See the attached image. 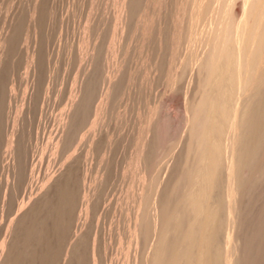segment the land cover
Segmentation results:
<instances>
[{
  "label": "bare ground",
  "instance_id": "bare-ground-1",
  "mask_svg": "<svg viewBox=\"0 0 264 264\" xmlns=\"http://www.w3.org/2000/svg\"><path fill=\"white\" fill-rule=\"evenodd\" d=\"M76 1L74 21L68 18L73 23L71 27L68 22L72 38L69 37V43L62 50L64 61L58 62L64 63L61 65L66 80H63L67 82L66 89L56 93L63 107L52 117L53 130L38 161H34L23 141L21 116L11 118L8 104L14 96L8 94L7 84L5 88L1 85L3 67L23 26L18 13L12 14L6 32L0 36V178L4 179L5 188L1 210L24 203L20 213L0 233V264H82L85 261L84 228L89 223L93 199L105 179L115 134L109 139V151L102 157L90 188L84 185L86 175L105 132L114 133L118 123L124 124L120 122L123 115L129 113L124 114L115 107L127 109L126 105L134 100V80L130 77L122 97L117 98L120 78L115 75L116 69L124 59L130 75L141 51L148 58L147 83H152L156 72H163L165 87L172 91L187 72L191 73L192 82L185 88L179 83L184 90L179 92L184 96L182 121L185 122L180 128L183 130L186 125L182 131L186 133L179 131L185 134L183 145L180 141L182 147H177L179 152L174 156L168 176L162 177L165 179L158 180L160 168L162 172L168 170L161 165L159 177L153 174L151 177L150 172L159 154L166 159L167 150L161 149L165 140L171 138L167 136L168 118L156 117L137 145L133 163L131 243L138 249L144 242L145 247L133 264H264V0H239L238 7H235L237 0H175L171 24L173 0H148L141 28L143 43L137 48H129L127 40L145 0H81L79 7H75ZM47 2L29 0L27 5L26 29L33 44L25 58L33 77L42 59L37 35L50 18ZM26 85L30 88L32 80H27ZM32 90H28V114L35 105ZM130 109L127 110L132 114ZM72 140L76 142L75 149L66 154L63 162L59 160L62 165L55 169L54 164L62 159V152L70 147ZM21 187L24 190L19 199ZM78 210H81L82 222L73 238L71 231L77 222ZM87 244V264H97L95 240ZM99 256L102 260L103 255Z\"/></svg>",
  "mask_w": 264,
  "mask_h": 264
},
{
  "label": "rangeland",
  "instance_id": "rangeland-1",
  "mask_svg": "<svg viewBox=\"0 0 264 264\" xmlns=\"http://www.w3.org/2000/svg\"><path fill=\"white\" fill-rule=\"evenodd\" d=\"M7 1L0 0V5L2 4L1 5L2 10L0 9V27H3V28H0V31H1L0 36H2L6 32L5 30H7V28H8V20L12 16L13 13L14 14L18 13V15H20V17L22 19L21 25L23 24V26L20 27V30L18 33L20 36H17V39H15L16 45L14 44V46H13L14 49L12 48L13 50L10 51V53L8 55L9 57H7L8 59H6V63L3 67L4 70L2 71V76H1V83L2 84L1 85H3V87H4L7 84V90H8L7 92H9L8 94H11L12 97L14 96L13 99L11 98V101L8 104V106L10 105V107H11L10 108L11 115H12L11 118H13L14 116H21L20 117L21 118L20 129L23 132V141H24V143H27V145H26L27 149L29 150L30 154H32L34 161H36V160L38 161L39 160L38 158H41L43 156L42 148L48 140L47 137L50 136V134H51L50 132H52V130H53V127H52L53 123H51V122H53L54 116H56L59 113V109H62V107H63V105H62L63 102H62V100H61V102H59V100H60V98L58 96L59 94H56V93L59 92L58 90H63V89L65 90L66 86H67V82H65L63 80L66 78L64 76V71H63L64 66H62V65H64V63L59 64L58 62L64 61L63 60L64 54H63L62 50H64L66 45L69 43L70 40H68V39L72 38V28H70L69 26H70V24L71 25L73 24L72 22L74 21V13H75L74 10L76 11L77 8H74L75 0H63V1L62 0H48V2H47L48 11L50 10L48 13H49L51 19L49 18L43 23L42 31L39 32L37 35V42H39L38 47L41 48V46H42V48H41V50H42V57L41 58L42 59H41L40 65H39L36 73L34 74L35 76L33 77L31 69L27 66V59H26L28 51L32 50V44H33L32 38L29 35L30 34L29 30H28L29 33L27 32L28 22H25L27 20L25 17H27V8H28L27 5L29 4V0H26V1L25 0H22V1L21 0H15L14 2H12L13 0H7ZM55 1H56V3H55ZM145 1L146 2H144L142 4L139 12L137 13V15L134 19V22H133V25H132V28L130 31V36L127 40L129 48H137V47L141 46L143 43L142 42L143 38L141 36V28H142L143 21H144L145 9L149 5L148 4L149 1L148 0H145ZM80 2H81V0L80 1L77 0L76 1L77 4L75 5V7L78 6ZM52 3L55 4L56 6L53 5ZM8 5L10 6L11 9L8 8L9 7ZM235 5H236L235 7L239 6V0H237ZM66 6H67V9H66ZM56 7H58V8H56ZM22 9H23V12H22ZM55 10H56V12H54ZM69 12H71V13H69ZM7 13H8V17H7ZM170 13H171V15H170V24H171L173 21L174 13H175V0L172 1V8H171ZM57 14H58V16H57ZM61 17L63 18V20H61L62 19ZM68 18H70V19L72 18L71 21L72 20L73 21L69 22L70 19H68ZM58 19H59V21H58ZM68 22L70 24H68ZM60 27L63 29H61ZM65 27H67V28H65ZM71 27H73V25ZM171 27L169 29V32L167 33V39L168 40L170 39ZM69 31H71V33ZM26 32H27V34H26ZM65 32H67V33H65ZM63 33H65V34L63 35ZM26 35L29 37H27ZM60 35H61L62 40H61V38H59ZM63 36L65 39L66 38L67 39L65 40L63 38ZM40 39H41V41H40ZM30 42H32V43L30 44ZM150 42L153 43V40H151ZM40 43H42V44H40ZM24 44H26V45H24ZM28 45L31 46L30 49L28 48L29 47ZM25 47H27L28 49ZM23 49H25V50H23ZM55 49H57L58 51ZM61 51H62V53H61ZM141 52H140L141 54H140L138 60L136 59V62H135L133 69H132V73L130 75H129V71L127 70L126 60H124V59H123L121 66H119V68H117L116 72H115V75L117 77L119 76V78H120L118 94H117L118 99L122 97V95L126 89L129 77L132 78V80H134V92H135L134 100L131 101L132 104L130 103L129 105L128 104L126 105L127 109L131 108L133 110L132 114H129V113H131V111L125 109L124 106H120V107L118 106L119 108L115 107V109L117 108V110L118 109H120V111L122 110V112H124V114H125V112L126 113L129 112L128 114L123 115L124 117L127 115V117H125L126 120L123 117V119L120 121V122L124 121L125 126L123 123H118L117 125H119V126L115 127L114 133L112 130H108L107 132H105V134H104V136L100 142V146H99L96 154H94V156L92 157L91 166H90V169H89V171L86 175V179H85L84 185H86L87 187L90 188L93 184L94 179L96 178V174H97L98 170L100 169L99 164H100L102 157L104 155H106L107 152L109 151V142H110L109 139H111L113 137V135L115 134V136H114V138H116V140L114 139L115 144L113 145V147H112L113 149H111V152H109V155H108L109 156L108 157V160H109L108 163L109 164H107V168L105 171V175L107 177L104 175V178L106 179V185H105V179L103 180V184H102V185H105L106 187L101 185L102 188L100 187L98 189V191L96 192L99 195L96 194V196L93 199V201L95 203L92 204V206L90 208L91 210H89L90 214H88V218H87V221L89 223L86 221V223H88V224H86V226L84 228V237L86 236L85 239L87 240V243H88V241H90V243H91L92 241L95 240L96 260L99 262V263L97 262V264H100V263L101 264H126L127 262H130L131 264H133L135 259L136 258L138 259L139 256L142 254V250H144L143 249L145 247V244H143L144 242H141L138 245V249L134 248L133 243H131L132 242L131 241L132 234H133L132 232L134 230V227L131 224V216L133 214V207H134V201L132 199V196H133L132 195V188L134 185V177H135V173L133 172V163L136 160L137 145L140 142V140H139L140 136L145 132V130H147L149 128L151 122L156 117L165 116L168 118L169 124H168L167 128H169V129L167 130L168 134L167 133L166 134H167L168 138L171 137L172 139H174V136H176L175 141L170 142V140H172L171 138L169 140H165V142L163 144L164 149H161V150H167V155H165L166 153L165 154L162 153V154H164V156L167 160L166 159L163 160V158H164L163 155L159 154V157H157L159 159H156L154 161L156 164L153 163L154 166L152 165L153 170L151 169L152 170L151 172H153V173L150 172V176L152 177V174H153L155 176V178H156V176H158V177L160 176L158 174H161L160 179H158V177H157V179L163 180L168 176L166 174H169L168 172L170 171L174 156L179 152L178 148L180 147V149H181V147H182L181 143L183 145L182 140H184L183 137H185V134H182V133H186V132H182L186 128L185 124H184L185 127L183 128V130H181V128L183 127L182 123L184 122V121H182V120H184L183 119V117H184L183 116L184 115V98L183 97L184 96H182V94H180V92L181 93H182V91L184 92L183 88H185L186 85L189 86L191 84V82H192L191 73L190 72H187V74L185 73L186 75H183V76H185L186 78L182 76L184 78V80L180 79L181 81L179 80L180 82L179 81L177 82V84L175 85L176 90L173 89L174 91L165 87V83L163 81V72L154 73L152 83H147V80H148V70H147L148 58H147V55L145 52H143V51H141ZM13 53H15V54H13ZM60 53H61V56L58 55ZM10 56H12V57L10 58ZM47 56H49V57H47ZM24 58H25V60H23ZM9 62H11V63H9ZM24 64L26 66L23 67ZM48 64H50V65H48ZM52 64H54V65H52ZM6 67H7V69H6ZM27 68H29L28 69L29 71L27 70ZM25 70H27V71H25ZM49 70H52V72ZM58 71H60V72H58ZM23 73H25V74H23ZM27 73H29V74H27ZM28 75H31V76H28ZM26 77H27V79H26ZM31 77H32V79H31ZM61 77H63V78H61ZM59 78L62 80H60ZM187 78H189V79H187ZM56 79H57V81H56ZM27 80L28 81L32 80V84H33L31 86L32 88L27 87V85H26ZM48 80H50L52 82H50ZM59 81H60V83H59ZM11 82L12 83L14 82V83L12 84ZM48 82L50 84H48ZM63 82H65V83H63ZM53 83H54V85H53ZM179 83H182L181 87H183V88H180ZM57 84L59 87L57 86ZM43 87H44V89H43ZM50 87H51V89H49ZM54 87H55V90H54ZM22 89H24V90H22ZM34 89H35V91H34ZM28 90L29 91L32 90V94H33L32 101H34V104H35L31 108V110L29 112L30 114H28L27 110H26L27 109L26 106L28 104L29 94L31 92V91L29 92ZM47 90H50L52 93L50 91L47 92ZM179 90H181V91L179 92ZM17 92H19V94ZM19 95H20V97H19ZM54 96H55V98H54ZM20 98H21V100H20ZM43 98L44 99L47 98L48 100L47 99L44 100ZM49 101H50V103H49ZM43 102H45L46 105ZM22 103H24V104H22ZM17 106H18V108H17ZM46 106H48L49 108ZM129 106H132L133 108L129 107ZM38 107H40V108H38ZM50 107H53V108H50ZM16 108L17 109L20 108V109L17 110ZM20 111H22V112H20ZM49 111H53V112L51 113ZM47 112H49V113H47ZM32 116H34L35 118ZM49 116H51V117H49ZM127 119H128V121H127ZM126 122H128L127 123L128 126H127ZM38 123H40V124H38ZM130 124H132V126H129ZM47 125L49 127L51 126L52 128L51 127L49 128ZM121 125H122V127H121ZM119 127H121V128H119ZM125 127H128V128H125ZM120 129H122V130L120 131ZM37 131H38V133H36ZM43 131L46 133H44ZM168 131L173 133V135L171 133H169ZM179 131L182 133H180ZM128 132H129V139L127 140ZM121 133H122V135H120ZM44 137H46V138H44ZM35 138H37V139H35ZM176 138H177V140H176ZM180 141H182V142L180 143ZM122 142L124 144H122ZM177 142H179V143H177ZM42 143H43V145H41ZM175 143H177V144H175ZM35 144H37V145L34 146ZM71 145L76 146V142L72 140L70 143V147H68L67 150L62 152V154H63L62 159L59 158L57 160V162L60 164L57 165L58 164L57 162L54 164L55 169H56V167H59L62 165L61 162H63V158L65 156H67L66 154L71 153L75 149V146L72 149ZM36 152L38 154H40V157H39V155L37 156ZM164 152H166V151H164ZM119 155H120V157H119ZM59 160L60 161L62 160V161L60 162ZM165 160H166V162H164ZM157 161H159V162H157ZM157 164H158V166L156 168ZM165 164H167L168 166L167 165L165 166ZM160 165L164 169L167 168L168 170L166 172H165V170H164V172H162V168H160ZM154 167H155V169H154ZM159 168L161 170L160 173H158ZM115 170H116V172H115ZM155 171H156V173H155ZM165 175H166V177H165ZM162 177H165V178L162 179ZM109 179H111V180H109ZM9 180H11V179L9 178ZM3 181H4V179L0 178V233L7 227V225L11 221V219L14 218L15 216H17L20 213V211L22 210V208L24 207V205H23L24 203L19 202L17 205H15L14 207H12L10 209L5 208V209L1 210V203H2V200L4 198L3 194L5 193ZM111 181H113L115 184H113V182H111ZM108 184H110V185H108ZM104 188H107V190L104 191ZM23 190L24 189L21 187L18 191L19 199L22 198ZM99 192H101V193H99ZM103 192H105L106 194L105 193L103 194ZM8 199H9V197H8ZM99 201H100V203H99V205H97V203ZM81 217H82L81 210H78L77 222H76L73 230L71 231V235L73 236V238H75L77 236V233L80 229L81 222H82ZM96 218H97V220H96ZM98 218L101 221L98 220ZM92 221H94V222H92ZM101 222H102V224H101ZM98 225H100V226H98ZM96 231H97V233H96ZM88 232H89V235H88ZM96 237H97V239H96ZM97 240H98V242H97ZM87 243L85 245L86 249H88ZM97 244H99V245H97ZM129 245H130V247H129ZM98 246H101V247L98 248ZM139 246H141L140 249H139ZM85 248H84V257L87 259L86 254L88 251L85 250ZM100 249L102 250L101 251L102 253H99ZM131 249L132 250L134 249L136 253L131 251ZM138 250H140V251L138 252ZM97 251H98V253H97ZM60 252L61 251L59 250L58 253L60 254ZM129 252H130V254H129ZM134 253H135V255H133ZM97 254L103 255L102 260L104 262L101 260V257ZM97 257L100 259H97ZM131 258H133V260ZM86 259H85L86 262L83 260L84 264H87ZM83 262H82V264H83Z\"/></svg>",
  "mask_w": 264,
  "mask_h": 264
}]
</instances>
